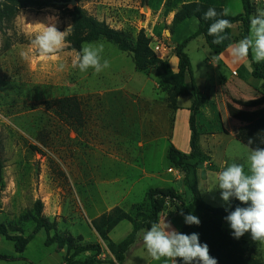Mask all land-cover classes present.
I'll return each mask as SVG.
<instances>
[{
    "label": "rangeland",
    "instance_id": "374dc122",
    "mask_svg": "<svg viewBox=\"0 0 264 264\" xmlns=\"http://www.w3.org/2000/svg\"><path fill=\"white\" fill-rule=\"evenodd\" d=\"M255 1L256 9H264V0ZM179 2L78 0L77 5L123 32L131 42L135 41L140 29H144L151 40V48L164 51L172 36L169 28L173 6ZM228 2L233 16L242 13L241 0ZM50 17L55 19L58 30L67 35L71 19L66 12L54 7L23 9L0 32V160L3 163L0 223L21 224L23 216L41 200L44 216L56 221L60 232L74 237L82 235L84 243L94 244L98 237L85 212L91 214L89 211L101 194L105 207L117 205L129 213L136 206L144 205L149 189L154 188H173L183 195L186 203L190 202L192 195L182 174L170 165L168 150L174 146L181 153H190L191 97H180L178 109L168 113L172 121L170 140L161 138L141 148L139 143L145 133L141 134L138 121L147 124L149 114L139 111L141 115H138L136 96L159 102L166 99L158 87L155 70L146 73L136 70L130 53L120 51L104 39L87 43L103 45L102 57L110 62V67L99 74L92 69L80 72L73 68L72 61L79 52L68 50L67 44L54 58L42 60L31 41L42 29L41 23L47 24ZM239 26L234 28V35L241 29ZM192 29L193 23L187 24L184 33ZM185 53L191 59L197 87L205 100L213 102L203 109L198 127L208 136L216 133L214 139L200 137L201 150L213 160L203 166H195L193 161L190 176L198 184L206 203L230 208L234 198L225 203L220 190L212 188L216 174L224 169L226 162L244 164L245 172L248 171L251 149L238 137L252 129L257 116L264 111V106L245 109L246 100L256 97L253 87L249 91L251 85L245 83L251 75L252 61L248 57L228 66L218 63L217 55L202 36L191 40ZM60 64L64 65L62 70ZM171 67L177 70L175 55ZM64 97H76L81 102L83 126H77L45 105L47 101ZM224 97L237 108L235 113L227 114L222 108ZM231 97L243 99L237 102L241 107L233 104ZM218 113L221 114L219 118ZM162 126H166L165 122ZM144 169L160 177H144ZM96 208L103 211V203H97ZM181 212L178 203L167 201L159 216L160 225L163 226L164 221L173 222L178 232L183 231L186 223ZM126 224L116 231L114 241L125 238ZM24 226L26 234L34 228L33 223ZM223 231L234 238L228 222L224 223ZM46 238V232L40 231L25 252L18 255L13 243L0 236V255L8 257V260L0 258V264H46V257L54 264L60 252L56 251V246L47 247ZM234 239L245 243L247 254L264 264V243L254 242L250 233ZM136 252L133 249L130 264ZM62 257L64 259L65 255ZM80 257L85 259L84 255Z\"/></svg>",
    "mask_w": 264,
    "mask_h": 264
},
{
    "label": "trees",
    "instance_id": "16d2710c",
    "mask_svg": "<svg viewBox=\"0 0 264 264\" xmlns=\"http://www.w3.org/2000/svg\"><path fill=\"white\" fill-rule=\"evenodd\" d=\"M68 1L70 0H0V32L4 30L6 23L13 20L23 9L54 7L63 10L71 19V27L66 35L68 50L80 53L82 45L104 39L116 45L120 51L130 53L136 70L144 73L151 69L155 70L156 79L161 83L162 91L167 94L168 107L172 111L178 109L180 97L190 96L192 99L189 108L190 153H181L171 146L168 150V160L170 165L184 177L192 199L186 203L183 195L173 188L151 189L146 195V205L136 206L130 213L117 206L92 220L93 229L106 245L113 259L101 258L102 247L99 243H84L82 236L74 237L67 232H59L57 222H52L44 216V206L41 200H37L33 210L23 216L21 224L0 223V236L13 243L16 253L22 254L34 237L44 230L47 234L45 241L47 247L56 245L58 250H65L66 255L62 264H125L127 255L139 239L140 234L148 230L152 223L159 222V216L164 210L166 202L172 201L180 205L185 215L191 213L201 221L199 225L186 224L180 233H198L200 242L207 243L210 256L215 258L218 264H262L256 257L247 254L245 243L236 241L223 231V225L227 222L225 217L237 206L247 207L248 205L242 204L234 198L230 208L214 207L203 200L198 184L192 181L190 176L193 161L196 162L195 166H203L210 161L211 157L201 150L199 139L207 133L202 132L197 124L203 109L208 105V98L204 99L196 85L192 62L185 53V49L191 40L199 36L204 38L206 45L215 55L221 54L229 48V45L232 44L231 28L226 29L229 39L216 45L212 42L214 37L208 35V27L213 21L203 19V14L209 7H214L218 13L223 7L201 2H189L183 3L174 13L169 28L171 35L187 19L196 18L199 22L196 33L174 46V53L178 59V70L174 72L169 61L158 57L151 48V40L144 29H140L135 41L131 42L123 32L90 15L81 6L77 5L70 9L68 5L57 4ZM76 1L78 2V0ZM241 2L244 11L242 14L217 18L228 19L232 25L240 24L241 39H243L249 34L250 18L257 13V9L255 0H241ZM249 59L252 61L253 67L251 75L264 81V62L253 61L251 54ZM187 77L190 79L189 85L186 82ZM255 94V99L247 102L246 107L264 106V84L255 89ZM45 105L54 108L59 116L74 122L77 126L84 125L83 109L78 98L64 97L47 101ZM253 126L238 139L250 149L264 147V111L257 116ZM249 138L253 140L251 145L248 144ZM2 171L3 163L0 160V181ZM123 222L132 225V232L123 241L115 243L111 240L110 234ZM28 223H33L34 228L29 234H26L24 225ZM87 253L89 256H86L85 259L80 257ZM0 258L8 260V257L2 255Z\"/></svg>",
    "mask_w": 264,
    "mask_h": 264
},
{
    "label": "clouds",
    "instance_id": "9594fccd",
    "mask_svg": "<svg viewBox=\"0 0 264 264\" xmlns=\"http://www.w3.org/2000/svg\"><path fill=\"white\" fill-rule=\"evenodd\" d=\"M231 14L229 8L219 13L214 7H209L203 14L204 20L213 21L208 27V35L214 37L213 43L222 44L229 39L226 29L232 27L231 21L224 18ZM42 29L31 41L36 54L47 61L54 58L66 44V32L58 30L54 18H49L47 24L41 23ZM232 63H239L251 54L255 62H264V9H257V13L250 18L249 34L234 45H229ZM103 45L84 44L80 53L73 59L72 67L80 72L89 69L99 74L110 67V62L102 57ZM27 58V54H24ZM62 70L63 64L59 65ZM253 140L249 138L248 144ZM221 192V199L230 203L232 198L239 200L247 207L237 206L225 220L232 229L234 238L239 239L245 233H250L254 242L264 243V147L250 150L248 156V171L245 165L232 162L227 163L222 171L216 174L215 187ZM211 189V190H212ZM209 190V191H211ZM184 216L187 225H199L201 221L196 215L188 213ZM142 241L154 260L167 258L172 264H177V258L183 264H218L210 256L207 243H201L198 233L183 234L174 229L171 223L163 226L159 222L151 224L150 228L142 233Z\"/></svg>",
    "mask_w": 264,
    "mask_h": 264
},
{
    "label": "crops",
    "instance_id": "0c3cea01",
    "mask_svg": "<svg viewBox=\"0 0 264 264\" xmlns=\"http://www.w3.org/2000/svg\"><path fill=\"white\" fill-rule=\"evenodd\" d=\"M261 1H263V0H261ZM189 2H201V3H206V4H209V5H213V6H221V7H223V9L224 8H230V7H228L229 6L228 0H180V2L177 5L173 6L174 11L172 13V17L171 18H173L174 13L178 10V8L183 3H189ZM243 12L244 11H242V13ZM242 13H239V14H242ZM229 16H233L232 12H231V14ZM193 21H195V22H193ZM192 23L194 25V29H192L191 32H194L196 30L194 32V33H196L197 30H198V26H199L198 20L196 18H191V19L185 20L179 27H177L175 29L174 34L169 38V42L167 44V49L165 48V49H163L164 51H161L159 48H158V50H157V48L156 49L152 48L155 52L158 51L156 53L157 56L162 58V59L168 60L170 65H171V62L173 61V56L175 55L174 46L176 44H180L181 42H183L187 38V36H189L191 34V32L184 33L185 32L184 27L187 24L191 25ZM236 26L238 27L239 24L232 25V27H231V33H232V44L231 45H234L239 40H241V29L235 35L233 33V30H234V28ZM196 27H197V29H195ZM239 28H240V26H239ZM182 33H184V35ZM216 61L218 63H223V65H225V66H228L230 63H232V58L230 56V48H228L226 51L222 52L221 54H218L217 57H216ZM208 65L209 66L211 65L210 61H208ZM216 67H218V66H216ZM177 70H178V59H177ZM177 70L176 71L173 70V71L177 72ZM233 73L236 74L235 71ZM186 82L188 83V85L190 84L189 77L186 78ZM245 83H248L249 85H251V88L249 89V91H250L252 89V87H253V90L260 88L264 84V81L261 80V79H256L252 75H250L245 80ZM158 87L159 88L161 87V83L159 81H158ZM161 91H162V89H161ZM163 93L166 95V99L163 102H161V101L159 102L158 100H148L146 98H143L142 96H136L138 98V102H139L138 103L139 104V109H138V112H137L138 115L139 114L141 115V113H139V111H141V112L145 111L147 114H149L148 115L149 116V121L147 122V124H146L145 121H138L139 124H140V127H141V130H140L141 134L145 133V134H143V141L141 140V142L139 143V146L141 148L142 147L146 148L147 145H152L154 142H156L157 140H159L161 138L165 139V140H170V138H171L170 135H171V132H172V121H171V118H170L168 113L171 112L172 110L168 107L167 94L165 92H163ZM179 99H178V103H179ZM253 99H255V98H253ZM253 99L246 100V101L250 102ZM240 100H243V99L234 98V97L230 98V101L233 104H236L239 107H241V106L237 102L240 101ZM142 102L144 103V105H143ZM221 102H224V105L222 106V108L226 109V113L227 114H229L230 111L234 112L237 109V108H234L233 105H231V103L229 104L225 97H224V100L221 101ZM212 103L213 102L211 100H208V105L207 106H209V104H212ZM140 106H142V107H140ZM246 108H248V107H245V109ZM217 116L219 118V117H221V114L218 113ZM164 122H165L166 126H162V123H164ZM219 123H220V120H219ZM203 137H206V138L210 137L209 139H211V138L214 139L216 137V133L212 134L211 136L204 135ZM209 156L212 157L211 155H209ZM212 158H211V162L213 160ZM168 172H169V169H168ZM143 176L144 177H148V178H153V179H156V178L160 177L158 173L156 174L154 172L152 174H149L145 169L143 170ZM163 188H169V187H163ZM154 189H156V188H154ZM149 190H151V189H149ZM101 195H103V194H101ZM101 195H100V199H98V201L96 202L95 207L91 208L90 211H89L92 215L88 214L87 210L85 212V216L87 217V220L90 223V225H91L92 220H94L95 218L99 217L100 215H102V214H104L106 212H109L114 207H117V205H109V206L106 205V207H105L104 201H103V198H101ZM97 203H99V204L103 203V208H104L103 211H99L98 208H96ZM124 223L125 222L119 224L111 232L110 238H111V240L113 242L119 243V242L123 241L132 232V225L130 223H128V224H126L127 226H125L126 227V231H125V234H124L125 238L123 237V239H121L119 241H114L115 240V236H116L115 235L116 231H118V229L122 225H124ZM171 225H172V227L174 229L177 230V227L175 226V224L173 222L171 223ZM57 228H58V231H59V224H58ZM93 231L95 232L94 229H93ZM142 233L140 234L139 239L137 240L135 245L129 251V254L127 256V260H126L125 264H130L129 258L132 255L133 249H136L137 252L134 255V259H133L134 261L132 262V264H172V261L170 259L161 258L159 261H157V260H154L151 257V255L147 252V250H146V248H145V246L143 244ZM96 235H97V233H96ZM78 236H82V235H78ZM97 237H98V239H97L96 243H99L101 245V247H102L101 258H103V259H113V256L108 251L106 245L101 241V239L99 238L98 235H97ZM52 246H56V245H52ZM105 248L107 250H105ZM56 251H58V253L60 252V254H58L59 256H57L56 259H54V264H62L63 263V257L61 258V255L62 254L66 255V252H65V250H57V248H56ZM18 255H21V254L18 253ZM84 256L85 257L89 256V253L85 254ZM44 261H45L46 264H51V258H49V257H46ZM114 264H117V263H114ZM177 264H183V261L180 260L179 258H177Z\"/></svg>",
    "mask_w": 264,
    "mask_h": 264
},
{
    "label": "water",
    "instance_id": "95a60500",
    "mask_svg": "<svg viewBox=\"0 0 264 264\" xmlns=\"http://www.w3.org/2000/svg\"><path fill=\"white\" fill-rule=\"evenodd\" d=\"M57 4H59V5H70L72 7H75V6H77V1L76 0H70L68 2H59Z\"/></svg>",
    "mask_w": 264,
    "mask_h": 264
},
{
    "label": "built area",
    "instance_id": "2783aa9c",
    "mask_svg": "<svg viewBox=\"0 0 264 264\" xmlns=\"http://www.w3.org/2000/svg\"><path fill=\"white\" fill-rule=\"evenodd\" d=\"M170 171H172V170H170Z\"/></svg>",
    "mask_w": 264,
    "mask_h": 264
}]
</instances>
